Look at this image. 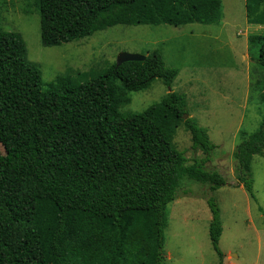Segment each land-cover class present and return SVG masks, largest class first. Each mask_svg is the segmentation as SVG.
<instances>
[{
	"label": "trees",
	"instance_id": "1",
	"mask_svg": "<svg viewBox=\"0 0 264 264\" xmlns=\"http://www.w3.org/2000/svg\"><path fill=\"white\" fill-rule=\"evenodd\" d=\"M256 4L264 21V0H246V9ZM220 6V0H35L43 47L115 26L210 25L220 20ZM248 46L264 70V28ZM176 75L156 49L142 62L44 84L26 60L21 35L0 28V264H163L166 208L181 180L209 194L226 184L176 151L180 126L193 152L216 148L189 117L184 95L170 91L141 113L119 110L129 93L155 79L170 87ZM263 151L264 121L233 153L252 201L250 163ZM205 201L209 242L222 264L219 209L209 195Z\"/></svg>",
	"mask_w": 264,
	"mask_h": 264
},
{
	"label": "rangeland",
	"instance_id": "2",
	"mask_svg": "<svg viewBox=\"0 0 264 264\" xmlns=\"http://www.w3.org/2000/svg\"><path fill=\"white\" fill-rule=\"evenodd\" d=\"M220 20L210 25L115 26L68 44L43 47L35 0H4L0 28L21 35L26 60L35 66L44 84L58 76L76 80L115 64L121 53L148 56L159 50L166 68L177 71L170 87L155 79L150 87L128 94L122 114L143 112L165 99L170 91L185 96L189 117L216 145L204 155L191 150L183 126L176 129L174 145L188 164H204L219 173L226 184L209 194L206 186L182 179L177 198L166 208L163 264H219L211 248L208 226L211 214L205 197L219 209L222 233L218 242L222 264H264V151L253 156L250 168L252 201L236 176L233 153L264 121V70L255 62L248 39L263 32V11L246 0H220ZM5 153L0 145V155Z\"/></svg>",
	"mask_w": 264,
	"mask_h": 264
},
{
	"label": "water",
	"instance_id": "3",
	"mask_svg": "<svg viewBox=\"0 0 264 264\" xmlns=\"http://www.w3.org/2000/svg\"><path fill=\"white\" fill-rule=\"evenodd\" d=\"M145 56L142 55H130L126 53H121L117 56L115 65L120 66L123 63L126 62H142L145 60Z\"/></svg>",
	"mask_w": 264,
	"mask_h": 264
}]
</instances>
